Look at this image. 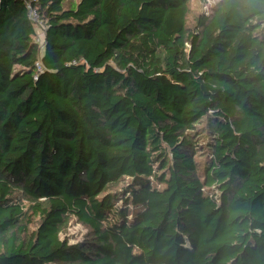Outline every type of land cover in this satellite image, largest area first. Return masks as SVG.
Returning a JSON list of instances; mask_svg holds the SVG:
<instances>
[{"label": "trees", "instance_id": "trees-1", "mask_svg": "<svg viewBox=\"0 0 264 264\" xmlns=\"http://www.w3.org/2000/svg\"><path fill=\"white\" fill-rule=\"evenodd\" d=\"M191 1L0 0V264H264V0Z\"/></svg>", "mask_w": 264, "mask_h": 264}, {"label": "rangeland", "instance_id": "rangeland-1", "mask_svg": "<svg viewBox=\"0 0 264 264\" xmlns=\"http://www.w3.org/2000/svg\"><path fill=\"white\" fill-rule=\"evenodd\" d=\"M220 1L221 0H192L191 1L192 16L190 18V25L193 24V21L195 22L197 17H201L202 20L209 17L214 11L215 6ZM43 25L45 26L44 23ZM86 233H87V229L78 221L72 219L67 229L62 234V238H67L71 243H76L81 241Z\"/></svg>", "mask_w": 264, "mask_h": 264}, {"label": "built area", "instance_id": "built-area-1", "mask_svg": "<svg viewBox=\"0 0 264 264\" xmlns=\"http://www.w3.org/2000/svg\"><path fill=\"white\" fill-rule=\"evenodd\" d=\"M32 1L33 0H26L28 7H29V16L38 25V29H37L38 34H37L35 40H36V43H38V45L40 46V48L42 50L41 51L42 52L41 55H42L44 48H45V42H46L45 26L43 25V21L40 18V15L37 11V8L32 5ZM40 32H41V34H40ZM36 66H37L38 71H43L44 68H43L40 60L37 61Z\"/></svg>", "mask_w": 264, "mask_h": 264}]
</instances>
